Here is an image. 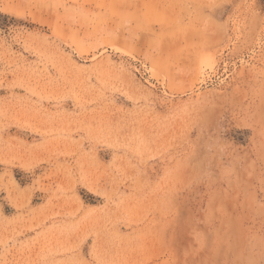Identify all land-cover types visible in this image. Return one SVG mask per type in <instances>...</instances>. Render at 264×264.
Here are the masks:
<instances>
[{
	"label": "rangeland",
	"instance_id": "1",
	"mask_svg": "<svg viewBox=\"0 0 264 264\" xmlns=\"http://www.w3.org/2000/svg\"><path fill=\"white\" fill-rule=\"evenodd\" d=\"M0 264H264V3L0 0Z\"/></svg>",
	"mask_w": 264,
	"mask_h": 264
},
{
	"label": "trees",
	"instance_id": "2",
	"mask_svg": "<svg viewBox=\"0 0 264 264\" xmlns=\"http://www.w3.org/2000/svg\"><path fill=\"white\" fill-rule=\"evenodd\" d=\"M262 1V3H264V0H261Z\"/></svg>",
	"mask_w": 264,
	"mask_h": 264
}]
</instances>
